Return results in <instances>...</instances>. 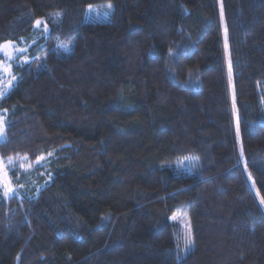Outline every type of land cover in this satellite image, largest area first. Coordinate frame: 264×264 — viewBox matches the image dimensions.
<instances>
[{
  "label": "trees",
  "instance_id": "obj_1",
  "mask_svg": "<svg viewBox=\"0 0 264 264\" xmlns=\"http://www.w3.org/2000/svg\"><path fill=\"white\" fill-rule=\"evenodd\" d=\"M22 39L0 264H264V0H0Z\"/></svg>",
  "mask_w": 264,
  "mask_h": 264
},
{
  "label": "rangeland",
  "instance_id": "obj_2",
  "mask_svg": "<svg viewBox=\"0 0 264 264\" xmlns=\"http://www.w3.org/2000/svg\"><path fill=\"white\" fill-rule=\"evenodd\" d=\"M108 4L110 3L88 6L85 12L84 20L86 22H104V20H108L110 16V12L112 10V7L111 9L107 7ZM90 7H91V10H90ZM42 21L46 23L45 20H42ZM49 30H50V26H48V30L45 31L43 27V23L39 27L36 26L35 32L33 34V39L35 40L37 36L40 37L42 35L48 34ZM55 44L62 45L60 41L54 39V45ZM43 45L44 44H41V47H43ZM65 45H67V47L70 46L68 51H66L67 49L65 50V48L63 47H61L60 50H57L56 48L55 49L60 53L61 52L67 53L71 49V43L65 44ZM28 46L29 45L26 43V41L22 39L19 43L12 42L11 47L5 50H0V91L3 92V95H0V99L6 96L16 84L17 79L15 78L14 80H12L14 65H17V63L21 64V63H24L25 61H29V59L27 58ZM18 49H24L25 51L21 52V51H18ZM5 52H7V55L5 54ZM10 80H11V85L8 84V81ZM261 92H262L261 102H262L263 111H264V89H261ZM0 122H2L4 126H6L4 116L1 113H0ZM4 139H5V130H4L3 136H0V142H2ZM13 163H14L13 160L3 161L0 158V181H3L5 179L4 173L7 172V180L10 181L11 187L14 189V193L12 194V196L16 194L17 188L12 186L9 169L7 168V166H9L10 164L13 165ZM19 166H21L22 169L26 168V166L23 163L20 164ZM0 189L2 190V192L4 191L2 185H0ZM175 220L181 223L183 226L181 242H182V250L185 251L184 238L187 234L188 226L185 225V223L179 217H177Z\"/></svg>",
  "mask_w": 264,
  "mask_h": 264
},
{
  "label": "snow or ice",
  "instance_id": "obj_3",
  "mask_svg": "<svg viewBox=\"0 0 264 264\" xmlns=\"http://www.w3.org/2000/svg\"><path fill=\"white\" fill-rule=\"evenodd\" d=\"M107 7L109 9H111L112 5L111 4H108ZM90 10H91V7H90ZM222 19V22H223V16L221 17ZM43 23V27L45 29V31L48 30V24L47 23H44L43 21L41 20H37L35 22V25L37 27H39L41 24ZM53 23H55V21H53ZM11 44L12 42L11 41H8V42H5L4 44H0V50H5L9 47H11ZM59 47H63L65 49H67V45H59ZM228 48V44H227V30H225V49L227 50ZM18 51H25L24 49H18ZM5 54L7 55V52H5ZM171 54V52H170ZM11 58V57H10ZM27 62V61H25ZM15 79V76L13 75L12 76V80ZM229 81L231 82V65L229 63ZM8 84L11 85V80L8 81ZM0 95H3V92L0 91ZM233 107L235 108V105H233ZM4 130H5V126L3 125L2 122H0V136H3L4 134ZM238 136H239V130H238ZM49 155H51V153H49ZM12 158L9 157V161H11ZM4 177L5 179L3 181H0V185H2L4 191H3V197L5 199H10L12 194L14 193V189L11 187V184H10V181L7 180V172L4 173ZM249 179H251V175H249ZM261 203L264 204V199H261ZM194 245V240H193V234H192V231L191 229L189 228L185 238H184V249L185 251L191 249Z\"/></svg>",
  "mask_w": 264,
  "mask_h": 264
}]
</instances>
